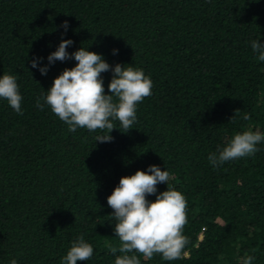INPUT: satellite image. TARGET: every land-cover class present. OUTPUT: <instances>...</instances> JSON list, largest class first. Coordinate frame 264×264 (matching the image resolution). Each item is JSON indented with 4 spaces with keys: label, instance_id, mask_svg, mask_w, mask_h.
I'll list each match as a JSON object with an SVG mask.
<instances>
[{
    "label": "trees",
    "instance_id": "1",
    "mask_svg": "<svg viewBox=\"0 0 264 264\" xmlns=\"http://www.w3.org/2000/svg\"><path fill=\"white\" fill-rule=\"evenodd\" d=\"M62 39L73 41L69 54L84 47L152 81L133 128L113 121L111 142L95 141L107 130L69 131L36 106L76 64L48 63ZM253 40L264 43V0H0V77L15 76L22 96V114L0 99V264H61L81 235L93 255L77 264H114L121 253L110 251L119 238L107 197L149 165L170 173L157 193L185 197L188 243L180 259L141 264H242L249 255L264 264V141L222 165L207 158L237 132L264 134V62ZM101 78L110 94L112 72ZM237 109L251 118L230 120Z\"/></svg>",
    "mask_w": 264,
    "mask_h": 264
},
{
    "label": "clouds",
    "instance_id": "2",
    "mask_svg": "<svg viewBox=\"0 0 264 264\" xmlns=\"http://www.w3.org/2000/svg\"><path fill=\"white\" fill-rule=\"evenodd\" d=\"M62 28L67 30L68 22L63 21ZM73 44L70 39H62L56 50L47 57L48 63L74 59L72 68H65L52 81L51 86L36 100V106L43 110L46 105L61 121L67 124L69 131L85 128L90 132L107 130L97 135L95 141L111 142L109 133L116 128L118 121L126 133L133 128L137 119V105L152 94V81L142 69L116 64L110 67L102 56L80 47L69 54L67 48ZM251 50L258 61L264 62V43L251 42ZM117 50H113L116 54ZM37 59L30 60L32 68H37ZM41 75L48 68L39 67ZM111 71L112 78L105 94L101 73ZM0 99H5L10 107L22 114L19 87L16 77L4 74L0 77ZM240 116L249 120L250 114L242 116L237 109L233 119ZM264 141V134L258 131L243 130L235 133L222 149L208 155V161L215 167L227 161L252 156L258 150L256 145ZM150 173V174H149ZM170 173L161 171L156 165H149L147 171L137 170L133 175L123 176L112 193L107 197V205L113 210L116 221L114 234L119 238V246H110L116 256L114 264H141L140 257L151 260L160 255L164 261L180 259L188 243L184 233L187 223V202L181 192L167 187L157 193V185H168ZM155 200L149 201L148 196ZM93 247L85 242L84 236L77 237L71 244L61 264H77L89 260ZM253 256H245L242 264H252ZM10 264H17L15 259Z\"/></svg>",
    "mask_w": 264,
    "mask_h": 264
}]
</instances>
